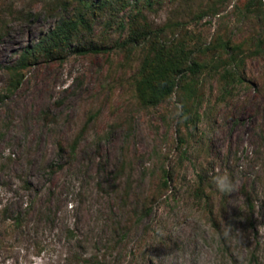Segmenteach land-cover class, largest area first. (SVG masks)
Returning <instances> with one entry per match:
<instances>
[{"label": "rangeland", "instance_id": "rangeland-1", "mask_svg": "<svg viewBox=\"0 0 264 264\" xmlns=\"http://www.w3.org/2000/svg\"><path fill=\"white\" fill-rule=\"evenodd\" d=\"M251 1L164 0L148 18L154 27L186 25L208 41L221 24L243 37L251 26L241 16ZM55 2L63 0H0V264H141L145 255L143 264H233L245 262L256 242L264 259V96L241 91L228 109L219 105L178 163L176 96L140 108L132 92L138 56L111 47L127 34L129 14L117 18L122 31L96 26L94 40L105 38L109 53L70 52L38 64L9 94L6 67L56 24ZM249 70L264 80L263 62ZM202 132L216 159L215 183L232 186L226 250L189 195L202 171ZM76 137L74 159L59 157L58 142ZM163 167L177 171L171 191L127 234V246L117 244L115 229L139 208ZM242 186L259 190L254 226L243 217ZM156 230L165 238L155 237Z\"/></svg>", "mask_w": 264, "mask_h": 264}, {"label": "trees", "instance_id": "trees-1", "mask_svg": "<svg viewBox=\"0 0 264 264\" xmlns=\"http://www.w3.org/2000/svg\"><path fill=\"white\" fill-rule=\"evenodd\" d=\"M164 0H63L55 2L51 15L56 16V24L39 37L36 43L27 46L16 59L6 67L9 74L8 92L11 94L25 79L26 71L38 64L54 59H63L70 52L86 54H107L111 49L107 40L101 43L94 40L95 28L104 23L106 30L118 25L121 14H129L127 34L113 41V51H125L128 55L138 56L139 66L133 77L132 92L140 108H157L168 104L174 95L180 104L178 114V148L180 163L196 136L200 122H209L217 112L219 105H233V98L241 91H256V96H264V80L254 77L250 65L264 63V1L252 0L248 3L242 21L251 26L250 34L241 37V30L233 31L221 24L213 40H204L200 34L188 31L186 25L166 23L154 27L148 18V12L162 5ZM59 11V12H58ZM59 13L55 14L54 13ZM121 25V27H120ZM6 27V25L4 26ZM120 27V28H119ZM7 33V29L2 30ZM238 35H240L238 37ZM1 36V32H0ZM202 76V79H201ZM215 81V89L207 84ZM50 123L53 116L44 114ZM228 113L224 115L228 119ZM217 123V122H215ZM224 126L225 122H221ZM207 140L202 132V171L197 173L195 187L189 191L209 218L214 233L219 237L223 249L228 248L227 228L230 227V214L227 207L231 182L222 185L215 183L212 166L216 159L210 156ZM79 137L69 144L58 142L59 154L74 159ZM257 153L256 163L261 158ZM180 165V164H179ZM176 169L163 167L148 193L139 197V208L128 212V218L117 226V244L127 246V234L139 225L140 221L151 216L154 207L171 191V182L177 175ZM211 172V173H210ZM230 179H232V176ZM252 190V191H251ZM256 188L242 186L246 198L245 222L254 226ZM252 194V196L250 195ZM126 190L124 198L127 199ZM125 206V202H122ZM264 203V199H263ZM164 239L162 230L153 232ZM259 242L245 262L233 261V264H264L259 254ZM146 255L141 264L145 263Z\"/></svg>", "mask_w": 264, "mask_h": 264}]
</instances>
